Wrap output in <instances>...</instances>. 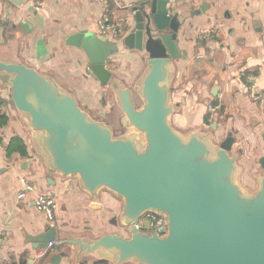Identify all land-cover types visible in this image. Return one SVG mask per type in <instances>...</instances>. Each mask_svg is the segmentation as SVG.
Segmentation results:
<instances>
[{
  "label": "water",
  "instance_id": "obj_1",
  "mask_svg": "<svg viewBox=\"0 0 264 264\" xmlns=\"http://www.w3.org/2000/svg\"><path fill=\"white\" fill-rule=\"evenodd\" d=\"M26 1L0 0V84L27 121L48 171L77 177L92 196L104 188L112 191L123 200L120 222L130 226L129 237L108 232L98 238L62 234L50 226L32 239L34 246L49 250L69 244L79 255L112 264H264V152L256 192H246L238 179L240 155L233 153L232 132L216 143L212 131L184 134L172 124L178 110L172 100L174 62L181 56L178 34L184 24L172 0H138L126 15L131 26L122 47L148 56L133 88L106 66L119 53L118 43L86 30L66 41L84 49L89 73L111 88L125 114L123 125L137 130L119 137L52 75L2 53L14 36L9 28H31V22L17 23L13 13ZM150 211L164 217L165 236L138 228ZM60 259L53 255L52 264Z\"/></svg>",
  "mask_w": 264,
  "mask_h": 264
},
{
  "label": "crops",
  "instance_id": "obj_2",
  "mask_svg": "<svg viewBox=\"0 0 264 264\" xmlns=\"http://www.w3.org/2000/svg\"><path fill=\"white\" fill-rule=\"evenodd\" d=\"M38 1L42 3L39 9L28 0L13 10L17 23L31 22V28H9L14 36L1 47L2 53L52 75L77 96L82 107L100 115L98 101H105L109 87L89 73L84 49L66 41L86 30L118 43L119 53L106 66L133 88L148 56L123 48L122 40L131 26L126 15L138 0ZM171 5L184 18L178 34L181 56L174 62L172 100L178 110L172 116L173 126L188 133L216 123L213 138L220 143L232 132L236 138L233 153H239L241 161L246 164L253 156L260 157L264 152V0H172ZM106 17L121 21L122 36L100 32L99 23ZM215 25L221 27V34L204 38ZM209 103L217 106L212 122ZM23 178L35 190L18 199ZM40 193L57 201L54 223L62 234L98 238L114 232L118 225L113 216L122 200L106 189L92 196L77 177L50 173L27 121L0 84V264H52L55 254L61 256L57 264H112L93 255H79L69 244L49 250L35 247L32 239L51 225L35 205Z\"/></svg>",
  "mask_w": 264,
  "mask_h": 264
},
{
  "label": "rangeland",
  "instance_id": "obj_3",
  "mask_svg": "<svg viewBox=\"0 0 264 264\" xmlns=\"http://www.w3.org/2000/svg\"><path fill=\"white\" fill-rule=\"evenodd\" d=\"M104 99H105L104 102H101V100L98 101L99 102L98 104L101 107L100 111H99V113H101L100 115H97L95 110L94 111L89 110L90 114L93 118L104 121L108 125H110L112 127V130H113L115 137L125 135L126 133H129L130 131H137L135 129L131 130L130 128L123 125L122 120L125 117V114L119 108L117 101H116V98H115V95H114L113 91L111 90V88H108V91L104 95ZM136 103L138 106H141L143 104V101L141 98L137 97ZM99 106H98V108H99ZM83 108H84V106H83ZM204 130L205 131H212L214 133V131L211 128V123L207 124V128H205ZM183 133L187 134L185 132H183ZM213 140L216 143H218L214 138H213ZM258 158H259V155L253 156L252 160L249 161L250 160L249 159L246 164H245V160L241 161L240 156L238 158V163H239V166L241 169L238 179H239V182L241 184L242 189L246 192L255 193L256 189L258 187V181L255 177L257 175H259L262 171V169L258 163ZM106 190H108V189H106ZM122 207H123V200L121 202V207L119 208L118 212H116V214H114V216H113V218L115 219V221L118 224L116 229L114 230V232H117L119 234H123L126 237H129L130 236V232H129L130 226L124 225L120 222ZM141 219H143V218H141ZM145 228L148 229V225L146 223H145ZM140 230H142V229H140ZM89 238H92V237H89ZM126 263H133V262L130 261V262H126Z\"/></svg>",
  "mask_w": 264,
  "mask_h": 264
},
{
  "label": "built area",
  "instance_id": "obj_4",
  "mask_svg": "<svg viewBox=\"0 0 264 264\" xmlns=\"http://www.w3.org/2000/svg\"><path fill=\"white\" fill-rule=\"evenodd\" d=\"M36 3V9H39L42 5L38 0H33ZM99 30L102 34H110L114 37H120L124 33L123 25L120 20L113 21L108 17L104 18L99 23ZM222 29L220 26L215 25L210 30H208L204 34V38H211L213 35H220ZM217 106L214 103L208 104V110L210 111V122H212L215 118V111ZM22 183L24 184V188L18 193V199H24L28 192L35 190V185L28 181L26 178L22 179ZM35 205L37 209L43 212L48 222L51 224L50 226L55 227V215L58 209L57 201L51 195L40 193L35 199ZM140 223L138 224V228L142 229L145 232L153 234L154 232L158 233L159 236H165L167 232V224L162 215L157 212H147L143 215ZM145 223L148 225V229L145 228Z\"/></svg>",
  "mask_w": 264,
  "mask_h": 264
},
{
  "label": "trees",
  "instance_id": "obj_5",
  "mask_svg": "<svg viewBox=\"0 0 264 264\" xmlns=\"http://www.w3.org/2000/svg\"><path fill=\"white\" fill-rule=\"evenodd\" d=\"M206 122H208V118L206 119Z\"/></svg>",
  "mask_w": 264,
  "mask_h": 264
}]
</instances>
